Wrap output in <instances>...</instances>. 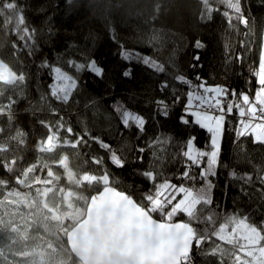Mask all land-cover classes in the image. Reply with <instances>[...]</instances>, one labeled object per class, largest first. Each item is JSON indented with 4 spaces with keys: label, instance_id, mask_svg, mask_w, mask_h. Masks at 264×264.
<instances>
[{
    "label": "snow or ice",
    "instance_id": "obj_1",
    "mask_svg": "<svg viewBox=\"0 0 264 264\" xmlns=\"http://www.w3.org/2000/svg\"><path fill=\"white\" fill-rule=\"evenodd\" d=\"M201 3L202 19L211 20L214 12H220L213 0ZM218 3L224 6L221 15L229 28H249L250 17L245 14L248 0ZM37 31L27 23L17 0H0V32L16 37L10 41L7 58L0 56V118L7 121V128L0 126V168L15 173L16 185L10 187L8 180L0 179V241L7 240V244L0 243V264H193V247L205 256L215 257L217 264H264V222L257 224L249 216L236 213L222 220L211 211L204 215L212 204L214 185L210 178L221 166L223 142L229 132L238 145L250 138L253 144L264 147V43L249 65L245 84L250 87L210 85L198 74L195 81L182 73L173 77L187 90L183 98L174 93L171 103L157 101L155 115L168 117L169 109L179 103L181 123L205 130L207 138L201 146L195 136L179 143L170 136L155 137L148 149L174 145L173 158H183V169L175 177L180 182H174L163 170V161L168 158L166 149L163 156L153 150L148 167L134 170L148 183L137 201L113 186L108 165L123 169L143 163L146 147L136 145L129 150V156L123 145L113 148L103 138L92 135L86 125L77 131L59 110L50 106L48 110L56 119L38 121L46 135L36 141L37 152L48 154L50 159L40 156L34 163H25L23 156L17 155L27 142V133L18 126L13 129L15 106L27 98L23 92L27 74L20 68L21 57L25 53L34 55ZM155 39V34L149 37L150 42ZM242 46L251 52L247 42ZM120 47L123 60L135 59L156 72H165L164 65L155 59ZM194 47L201 49L205 45L197 40ZM192 60L190 67L201 66L198 53ZM245 60L246 56L235 55L231 46L225 45L226 66L242 65ZM41 67L48 68L55 81L49 85L50 98L61 104H67L77 89L79 73L87 71L99 77L104 71L91 58H70L63 66L44 62ZM122 75L130 77L131 69ZM168 87L169 82L162 81V89ZM41 99L47 104V96ZM113 110L124 129L144 132L147 121L143 115L119 102ZM93 144L104 155L82 153ZM66 149L86 156L85 163L92 169L76 170ZM21 163L24 166L17 171ZM253 167L255 175H238L235 171L231 175L242 182V195H249L245 186L259 183L256 191L264 199V168ZM197 179L203 182L199 189L193 186ZM93 187L97 191L86 193ZM198 224L205 227L194 226ZM41 231L43 235H33ZM205 244L209 246L205 248Z\"/></svg>",
    "mask_w": 264,
    "mask_h": 264
},
{
    "label": "trees",
    "instance_id": "obj_2",
    "mask_svg": "<svg viewBox=\"0 0 264 264\" xmlns=\"http://www.w3.org/2000/svg\"><path fill=\"white\" fill-rule=\"evenodd\" d=\"M23 7L27 23L35 27L38 43L34 55L26 53L21 57L20 68L27 74L26 86L23 89L26 99H21L15 106L13 129L20 127L27 133V142L17 155L23 156L25 163H34L38 157L49 158L48 154H40L36 150V141L46 135L39 120L54 121L55 116L49 112V106L59 110L76 129L80 131L85 125L92 135L103 138L113 148L123 145L124 152L131 156L130 149L136 145L146 147L143 163L130 164L123 169L108 165L112 173L113 186L119 191L131 195L139 201L148 183L134 170L147 168L152 151L163 156L165 149L168 158L163 161V170L173 177L179 176L183 169V158H173L175 146L157 145L156 149H148L147 145L157 136H170L175 143L182 142L189 136L197 137L203 146L207 138L205 130L196 125L185 126L179 120L182 105L177 103L169 109V116L155 115L157 101H172L174 93L182 98L186 92L183 84L173 77L182 73L195 81L200 75L211 85L220 83L224 78L230 88L250 87L245 84L249 76V65L258 55L259 46L264 41V0H248L249 7L245 14L250 17L249 28L238 25L229 28L221 12L224 6L213 0L220 12H214L211 20L201 18V0H17ZM155 34L156 39L149 41ZM0 32V56L6 57L11 40ZM201 41L205 47L196 49L195 42ZM247 42L251 52H246L243 43ZM230 45L235 55L246 56L245 62L225 65V45ZM121 45L128 50L147 55L164 65L165 72H156L141 62L121 58ZM199 54L200 67L192 68V57ZM78 61L91 58L102 67L103 75L96 76L84 71L78 74V87L73 91L70 101L61 104L50 98L49 85L53 83L48 68L41 67L44 62L54 66H63L67 59ZM9 59L10 63L13 61ZM130 68L132 75L124 77L122 73ZM167 80L169 87L162 89V81ZM48 97L47 104L41 97ZM122 103L129 110L144 116L147 123L142 134L136 130H126L116 118L113 105ZM233 121L235 118H232ZM0 126L7 128L6 118H0ZM231 127V125H230ZM11 131V130H10ZM71 156V164L76 169H92L86 164L84 155H77L66 149ZM83 152L104 155L95 144ZM50 159V158H49ZM105 160L107 157L105 156ZM251 161V163H249ZM253 165L264 168V147L245 139L241 144L233 142L232 133L223 142L221 166L212 177V204L204 212L211 211L220 220L226 215L236 213L247 215L257 224L264 222V199L256 189L259 183L245 186L249 195L239 191L242 182L233 178L231 173L255 175ZM24 163L17 165V171ZM160 167L159 164L156 165ZM55 171L61 172L59 168ZM198 172V169H193ZM41 174V173H38ZM14 175L0 168V179L15 185ZM41 175H46L42 173ZM203 184L197 179L194 187L199 189ZM20 191L27 189L20 188ZM96 187L86 189V193H94ZM179 219H186L180 216ZM203 229L205 225H194ZM33 233V235H43ZM51 238V237H50ZM7 244V240L0 241ZM209 245L205 244V248ZM15 247V246H14ZM193 264H217L215 257L205 256L201 250L193 247Z\"/></svg>",
    "mask_w": 264,
    "mask_h": 264
},
{
    "label": "rangeland",
    "instance_id": "obj_3",
    "mask_svg": "<svg viewBox=\"0 0 264 264\" xmlns=\"http://www.w3.org/2000/svg\"><path fill=\"white\" fill-rule=\"evenodd\" d=\"M263 43H264V41H263ZM98 65V64H97ZM99 67H101L100 65H98ZM102 68V67H101ZM55 81H53V83H54ZM211 85H225V86H228L229 87V85H228V82L224 79V78H222V81L220 82V83H215V84H211ZM211 179V181H212V177L210 178ZM213 183V182H212ZM203 186V184L201 185V187ZM211 196H212V191H211Z\"/></svg>",
    "mask_w": 264,
    "mask_h": 264
}]
</instances>
